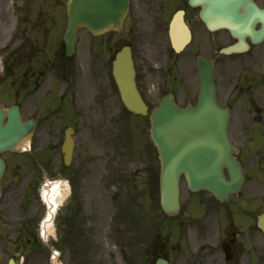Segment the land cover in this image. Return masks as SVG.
<instances>
[{
	"label": "flooded vegetation",
	"instance_id": "1",
	"mask_svg": "<svg viewBox=\"0 0 264 264\" xmlns=\"http://www.w3.org/2000/svg\"><path fill=\"white\" fill-rule=\"evenodd\" d=\"M35 1L31 0L29 10L21 11V21L15 15V5L5 15L0 13V110L4 123L15 106L23 121H35L21 151H15L14 146L0 152L5 163L0 264L15 258V240L31 242L28 235L39 231L40 220L36 223L34 216L39 213L37 193L43 179L66 178L72 199L73 183L86 178L99 161L112 158L115 139L110 131L108 138L100 137L98 130H110L123 113L113 72L116 53L124 45L132 48L137 84L150 107L169 91L181 105L196 103L199 61L214 62L218 101L229 109L230 139L239 147V160L253 163L252 176L246 169L245 184L227 202L209 191L189 192L173 217V250L183 257L184 264H264V234L258 226L264 211V0H249L256 10L246 11L241 5L232 11L237 17H256L255 33L238 36L226 26L212 28L211 0H129L122 34L112 30L94 35L82 27L80 31L89 40L79 45V34L70 56L65 42L66 8L33 10ZM227 13L225 9L223 14ZM143 32L147 33L145 39L151 35L156 40L154 58L136 47L134 39L118 46L113 40L115 35H126L143 43ZM106 35L111 36L109 41H100ZM230 47L234 50L227 52ZM139 52L145 60L141 68ZM91 114L97 122L89 125ZM89 129L94 136H85ZM69 130L74 147L67 164L63 143ZM146 141L136 151L139 160H135L144 169L138 166L134 174L136 179L142 171L149 172L155 189L161 161L153 142ZM118 173L124 174L121 167ZM156 205L161 207L158 201Z\"/></svg>",
	"mask_w": 264,
	"mask_h": 264
},
{
	"label": "rangeland",
	"instance_id": "2",
	"mask_svg": "<svg viewBox=\"0 0 264 264\" xmlns=\"http://www.w3.org/2000/svg\"><path fill=\"white\" fill-rule=\"evenodd\" d=\"M11 1L0 0V13L5 15L6 10H10ZM63 2L64 0H36L33 10L60 11ZM15 5H19L21 12L24 0H15ZM140 27L143 30L142 25ZM80 34L79 45L86 44L89 40L86 38L88 35L82 31ZM146 34L144 32L142 34L143 43L139 38L125 37L126 35L122 37L115 35L113 40L118 46L123 41L134 39L136 47L139 46L141 51H147L150 57L154 58L156 40L151 35L145 39ZM109 37L111 36L106 35L100 41L108 42ZM145 44L148 46L145 47ZM138 59L141 68V61L145 62L143 53L139 52ZM148 61L151 60H147L146 63ZM144 71L146 68L143 69V73ZM93 119L91 114L89 125L90 122H97ZM135 121L133 118L128 120L124 115H120L110 130H98L100 137L108 138L110 131L111 137L115 139L112 158L99 161L94 170L87 172L86 178L79 183H73L74 201L71 198L66 200L70 189L63 196L59 195L57 203L62 201L63 204L50 219L57 227V235L54 234V238L48 234L43 240L36 229V235H28V238L32 239L31 242L25 239L15 245V255L20 258V264H53L50 254L54 250L60 255L56 264H154L158 257V245L162 240L166 241L165 255L171 264H184L183 257L173 250L175 234L174 228L172 230L170 225L172 223L163 220L156 210L148 209L155 192L150 183L149 172H141L136 179L130 172L139 164L135 161L139 160L136 151L139 152L145 142L148 143L145 124H137ZM87 133L90 136L95 135L90 129L85 132V136H88ZM92 145L93 142L90 143V147ZM107 148L109 151L110 145H107ZM244 163L250 171L253 163L248 161ZM120 167L124 174L118 173ZM128 175L133 186V180H137L139 184V195H134L132 198H126V195L135 194L132 184L128 183ZM96 178L99 181H96ZM63 180L66 179L56 177L53 183L61 182L60 186L63 190L66 189L63 187L65 183ZM45 181L50 183L52 180ZM54 184L49 186L53 187ZM181 187L184 200L188 195L187 187L184 182ZM47 188L45 184L42 186L43 191ZM114 197L117 199L114 200ZM53 202L55 204V201ZM42 208L41 205L40 209ZM48 213L47 207L42 213L35 215L36 223L49 218ZM51 221L45 226L47 230L49 229V233H51Z\"/></svg>",
	"mask_w": 264,
	"mask_h": 264
},
{
	"label": "water",
	"instance_id": "3",
	"mask_svg": "<svg viewBox=\"0 0 264 264\" xmlns=\"http://www.w3.org/2000/svg\"><path fill=\"white\" fill-rule=\"evenodd\" d=\"M248 1L211 0L212 25L218 22L230 27L238 35L252 34L256 17L252 14L242 18L232 16V11L238 10L241 5H244L245 10H254V5ZM68 9L67 41L69 49H72L77 28L81 24L91 30L120 29L127 13L128 0H70ZM224 9L228 10L226 15L223 14ZM115 75L127 106L146 114V104L135 86L130 48L125 47L118 54ZM1 117L0 115V150L11 144L4 134L6 128L2 125ZM151 123L152 137L162 161L161 195L167 213L178 212L181 174L186 176L190 188L208 189L222 200L240 188L243 181L242 168L233 156L234 147L226 133L228 112L218 106L210 74L203 77V89L196 106L188 105L182 108L177 105L172 95H167L151 113ZM13 126L16 148L23 133L29 129L21 122L18 113H15ZM67 146L70 148V141ZM3 166L0 160V178ZM225 169L230 180L226 178ZM259 224L264 230V214L260 217ZM157 264L168 262L159 260Z\"/></svg>",
	"mask_w": 264,
	"mask_h": 264
},
{
	"label": "bare ground",
	"instance_id": "4",
	"mask_svg": "<svg viewBox=\"0 0 264 264\" xmlns=\"http://www.w3.org/2000/svg\"><path fill=\"white\" fill-rule=\"evenodd\" d=\"M48 190L45 189L46 198L49 199V200L51 198L52 201H55V204L52 206V208H53L52 211H50L48 213V216L51 217V216H53V211L56 209L57 205L59 204V203H57L59 195L60 194H64V192H63V190H61V186H60L59 183H55L53 185V188L50 191H48Z\"/></svg>",
	"mask_w": 264,
	"mask_h": 264
}]
</instances>
